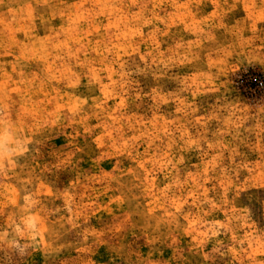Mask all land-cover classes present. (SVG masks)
Here are the masks:
<instances>
[{"label":"rangeland","instance_id":"374dc122","mask_svg":"<svg viewBox=\"0 0 264 264\" xmlns=\"http://www.w3.org/2000/svg\"><path fill=\"white\" fill-rule=\"evenodd\" d=\"M0 264H264V0H0Z\"/></svg>","mask_w":264,"mask_h":264}]
</instances>
